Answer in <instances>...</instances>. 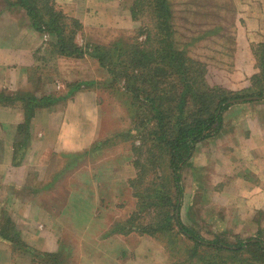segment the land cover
<instances>
[{"label":"rangeland","instance_id":"rangeland-1","mask_svg":"<svg viewBox=\"0 0 264 264\" xmlns=\"http://www.w3.org/2000/svg\"><path fill=\"white\" fill-rule=\"evenodd\" d=\"M37 1L40 7H44L47 2ZM170 1L172 28L167 41L160 44H157L159 38L152 24L149 0H97L94 6H90L86 0H50V4L59 11L57 12L66 17L54 16L57 21L53 22L50 15L48 17L46 13L45 16L40 14L38 27L42 30L35 27L34 29L39 32L37 35L43 39L46 46L43 51H36L35 55L37 72L40 75H34L31 87L37 95L34 97H52L54 101H48V104L45 103L47 106H43L49 107L50 110H57L66 106L69 100L77 99L80 106L76 105L72 117H76L77 121L84 117L79 123H82L81 128L89 130L91 135L85 137L86 146L82 150H85L84 152L52 153L44 174L38 173L36 169L33 171L32 166L24 169V179L19 180L24 185L22 189L26 185L29 186L24 194L29 192L31 197L33 194L36 201L45 204L48 215L51 214L50 225L62 235L56 239L57 250L49 252L30 247L28 240L22 237L21 233L25 225L6 220V210L0 212V216L3 215L0 217V228L6 225L4 231L9 234L8 237L14 238L12 244L15 258L21 259L20 264H264V258L255 250L231 254L218 253L202 247L199 256H193L190 250L192 244L180 233H176L175 225L171 231L168 230L167 236L163 233L158 234L159 237L135 229L144 228V225L151 228L148 224L149 215L144 214L142 217V212L136 214V211L140 202H143L141 206L145 213L154 208L153 204L149 206L153 201L151 189L154 186L160 187L164 191L163 195L167 196V191L169 196L173 197L170 171L167 167L156 168L159 165L157 158L161 159L163 152H167L165 141L161 140L160 136L165 139L175 133L179 124L205 115L211 107L212 99L221 93L222 89L231 92L247 89L251 85L250 81L240 83V80L245 75L258 71L251 46L264 42V0ZM7 2L16 4L17 0ZM87 8L90 13L84 11ZM19 22L23 24L24 16ZM27 24L28 27L32 26L31 20ZM52 27L55 31L48 29ZM59 36L68 43V51L75 45L81 53L75 54L76 57L61 54L56 44ZM233 37L236 47L232 43ZM224 38L228 39L225 44ZM173 50L181 51L182 54L174 53ZM145 54L147 61H144ZM149 55L151 57L148 59ZM60 56L76 59L73 65H77L75 69H80L77 77L66 71L60 73L57 68ZM137 57L142 60L137 62ZM193 60L200 63L197 69L204 66L203 72L197 71L196 76L191 72L193 65L190 61ZM223 70L229 71L234 77H221ZM191 76L196 81H192L189 87L187 83L191 81ZM204 79L209 84L206 86L210 91L202 87ZM77 83H80L77 88L66 95L70 86ZM261 84H264V81ZM181 93L183 96H180ZM20 94L23 93L16 95ZM251 97H255L251 100L254 104L264 102V95ZM231 100L226 101L230 104L227 108L229 111L230 108H249L245 104L242 106V103H246L245 100L233 103ZM151 101L155 103L156 111L153 110L154 104ZM157 111L162 113L163 128L157 125ZM23 114L24 119L16 142V161L19 166L22 165V156L30 138L25 108ZM229 120L230 117L224 118V122ZM93 127L94 133L91 131ZM121 160L128 161L130 168L115 169L114 173L119 177H127V180L119 184L115 175L113 187L115 193L121 187H124L126 192L121 198L114 200H111V196L109 199L103 198L115 205L121 203V206L114 209L113 205L109 206L106 202H103L101 207L91 205L94 198L91 191L93 186L97 185L92 178L91 167L98 175L102 169L96 168L107 164V161L119 164ZM163 164L165 167L166 164ZM104 170L109 174L113 173L110 169ZM103 174L105 175L104 172ZM37 177H40L38 181ZM43 177H46V180ZM191 178V169H181V223L195 229L208 240L219 236L231 243H238L255 234V219L239 221L237 217L240 214L236 213V216L233 210H228V217L221 210V216L224 217L218 219L219 213L213 208L212 201L206 200V206L194 205L196 211H193L192 217L193 206L190 209L187 207L188 201L192 200L189 192ZM152 179L158 184L150 182ZM20 183L18 189L21 187ZM149 186L152 188L147 189ZM86 189H90L88 193ZM208 191L211 195V187ZM161 201L164 207L165 197ZM193 202L190 201V204ZM146 205L149 208H146ZM129 207L136 210H130ZM163 207L160 209L162 214L167 210ZM196 207L201 209L197 210ZM112 211L122 215V219L114 227L123 231L125 237L122 241L125 246L124 251L114 255L115 260H105L106 246L98 247L103 255L91 252L85 246L91 240L78 234L74 236V229H80L82 226L83 229H89L92 226V218L99 215L103 217L107 213V216L111 217ZM5 220L10 222L6 223ZM9 227L12 228L8 230ZM107 237V232L104 231L98 240H104L106 245L114 243L118 246L116 240L109 239V242H106ZM23 243L29 250L22 247ZM114 245L107 251L114 250ZM88 253L96 259L92 262L89 259L86 261L84 257Z\"/></svg>","mask_w":264,"mask_h":264},{"label":"crops","instance_id":"crops-1","mask_svg":"<svg viewBox=\"0 0 264 264\" xmlns=\"http://www.w3.org/2000/svg\"><path fill=\"white\" fill-rule=\"evenodd\" d=\"M86 2L90 6H94L97 0H86ZM84 11L90 13L88 8ZM23 16L22 24L19 20ZM28 19V15L22 7L10 4L7 0H0V93L10 96H15L18 93L36 95L35 91L31 89L34 75L36 73L40 75L37 72L35 55L36 51L44 50L46 43L41 37H38L39 32L33 26L28 27L27 23L30 22ZM74 60L76 59H66L60 56L57 65L60 73L66 71L71 76L77 77L80 69H75L77 65L76 67L73 65ZM242 104L249 108L237 107V112L232 108L230 111L226 109L223 113L221 131L217 135L195 144L189 162L184 166L185 169H191L192 175L191 189H189L192 200L188 201L187 207L190 209L193 206V217V211H196L194 205L206 206L207 201H212L213 208L219 213L218 219L223 216H221V210L226 217H228V210L240 214L237 217L239 221H254L255 219V230L257 231L248 238L259 236L264 241V102ZM76 105L80 106L78 100L74 99L69 100L66 106L57 110H55L56 108L50 110L49 107L43 106L34 110L29 124V142L26 152L22 156V165L19 166L16 161L18 159L16 142L18 126L24 119V103L22 101L0 102V212L6 210L8 212L5 214L6 220H14L25 225L22 227L21 233L22 237L28 240L30 247L34 246L49 252L57 250L56 239L62 235L50 225L49 219L51 220L52 216L48 215L47 209L44 208L45 204L36 201L34 195L32 194L31 197L29 192L24 194L29 186L26 185L25 190L22 189L24 185L19 180L24 179L22 174L32 166L34 167L33 171L36 169L38 173L44 174L52 153H66V151L81 153L85 151H82L86 146L85 137L86 135L89 137L91 133L89 130L81 128L82 123L79 121L84 117L78 121L76 117H72ZM246 109L249 111L244 112L243 110ZM240 113L242 114L240 115ZM225 117H230L229 122H224ZM91 131L94 133V127ZM127 162L121 160L119 164H115L107 161V164L96 168L102 169L98 175L91 167L92 178L97 182L91 191L94 196L91 205L101 207L102 203L106 202L109 206L113 205L114 209L121 206V203L115 205L103 198L109 199L111 196V200H114L121 198L126 192L124 187H121L115 193L113 186L116 180L115 175H117L116 172L114 173L115 169H124V167L129 169ZM131 163L133 164V162ZM22 169L23 171H21ZM104 169H110L113 173L109 174ZM76 174L78 173L76 172ZM94 175H96V179ZM117 177L119 184L127 180V177H119V175ZM39 178L37 177L36 180L38 181ZM43 179L46 180V177ZM19 183L21 187L18 189ZM210 187L211 195L208 191ZM86 190L88 193L90 189ZM18 191H20L19 194H17ZM182 200L175 211L177 219L180 218ZM190 201H194L196 204L194 202L190 204ZM48 202L46 200V203ZM129 208L133 211L136 210V208ZM196 208L197 210L201 209ZM203 212L206 211L203 210ZM112 214L111 217L107 216V213L103 217L99 215L97 218H92V226H97L96 228L91 226L89 229H83L82 226L80 229L78 227L74 229V236L78 234L80 237H88L91 241L85 246L91 252L99 255H103V253L101 249L98 250V247L106 246L108 249L114 245V243L106 245L104 240H98L102 232H107L108 240L106 242H109V239L116 240L118 246L114 245V250H105V260H115L114 255L124 251L125 246L123 244L125 242L122 241L125 237L124 233L111 232L114 223L120 221L122 215L116 214L114 211ZM0 221H2L1 218ZM12 243L0 232V264L21 263L20 258H15ZM90 255L88 253L84 258L86 261L89 259L92 262L96 258Z\"/></svg>","mask_w":264,"mask_h":264},{"label":"trees","instance_id":"trees-1","mask_svg":"<svg viewBox=\"0 0 264 264\" xmlns=\"http://www.w3.org/2000/svg\"><path fill=\"white\" fill-rule=\"evenodd\" d=\"M149 1L151 2V7L149 9L151 10L152 13V18H153L152 24L153 27H155V34L159 38L157 40V44H160L167 41V38L170 35V30H171L170 28H172L171 26H172L173 16H172V10L169 8L170 6L169 2L171 1L170 0H149ZM37 2H38L37 0H17L16 3L25 10L26 14L31 20L32 26L35 27L37 30L40 31L42 30L40 26L38 27L40 14H43L45 16L46 13L48 14V17L50 15V20L53 22L57 21L56 19L57 15L58 17L61 16V18L66 17L63 13H58L59 11L56 10L52 4H50V0H47V2L44 3V7L38 6ZM48 29L50 31H55L54 27ZM222 36L223 34L220 35V37ZM227 40H228L227 38L223 39L224 44ZM232 43L236 47L234 37ZM56 44H58V50L60 51V53L66 56L74 55V57H76L77 55L75 54L81 53V51L75 45H72V50L68 51V43L61 36H59L58 39L56 40ZM161 49L158 48V50ZM251 49L253 50L254 57L256 58L258 64V71L255 73L252 72L250 74H247L240 80L241 81L240 83L250 81L251 85L247 87V89L237 90L235 92H231L230 90L225 88L222 89L221 93L216 94L215 98L212 99L211 107H209L210 110L208 109L205 115L197 116L195 119L193 118L191 121H185L184 123L179 124L176 127L175 133L172 135H168L167 137H165V139L164 137L162 138L160 136V139L165 141L164 145L167 152L166 151L163 152V154L161 155V159L157 158L159 165H157L156 168L166 169L167 167L168 170L170 171L169 172L170 182H171L170 186H172V189L171 188L170 189L173 194V197H170L169 193L166 191L168 187L165 188L166 191L165 194H167L166 196L163 195L164 191L160 187L154 186L152 188L151 186H149L147 187V189L152 188L151 195L153 201H155V202L152 201L149 204V206L153 204L154 208H152V210L147 209L149 211L145 213V211H143L144 210L143 207L141 206L143 202L138 203L139 206L137 205L136 214L142 212L141 215L142 217H144V214L149 215L148 224H150L149 227L151 228H148L146 225H144L143 226L144 228L135 227V229H138L140 231L144 230L143 232L145 234L159 237L158 234L162 235L163 233L164 235L167 236L168 230L171 231L175 225L176 233L178 234L180 233L192 244L190 250L193 256L194 255L199 256L200 248L204 247L210 250L212 249L214 251H217L218 253H231V254H236L238 252L247 251V250L249 251L255 250L257 254H260L261 257L264 258V241L259 236H256L254 238H247L246 240H240L238 243H231L228 240L219 236H216L213 240H208L202 237L200 233H198L195 229L181 223L180 218L178 219L175 218V211L177 207L180 206L179 204L182 199V193H183V187L181 183V169L188 164L195 144L206 138L217 135L221 131L223 127V113L230 106V104H228V102L226 101H228L229 99L245 98V97L247 98V97H251L252 95H257V96L264 95V84H261L264 81V42L252 45ZM173 52L177 54H182L181 51L173 50ZM145 57L143 55V58L145 59L144 61H147V54H145ZM149 57H151V55L148 56V59ZM98 59L101 60L100 55H98ZM139 60H142L141 57L140 58L137 57V62ZM190 62L193 65V70H191L192 75L196 76L197 75L196 72L197 71L200 72L204 66H201L200 69H197L200 63L194 60ZM186 67L187 66H185L184 69H186ZM201 72H203V70ZM221 72H222L221 77H226V78L234 77L233 74L231 75L230 73H228L229 71L223 70ZM193 76L190 77L191 81H188L187 83V86L189 87H191L193 83L192 81H196L193 80L194 79ZM79 84L80 83L70 86V88L66 92V95H69L70 92L74 91ZM206 85L209 84L204 79L202 87L206 90H209V87ZM198 87L200 88V86ZM180 96H183V93H181ZM51 98H47L46 96H43L42 98L38 99L34 97V95L33 96L29 94L26 95V93L20 94L19 96L17 95L10 96L4 93H0V102L13 103L16 101H22L24 103V108L27 113L26 125L30 124V120L32 118L34 110L38 107L47 106L48 101H54ZM262 100H264V98ZM249 101L253 102L251 100H245L244 102H249ZM151 102L152 104H154L152 107L153 110L156 111L157 108L155 106V103L153 101ZM156 113H157V122H158L157 125L160 126L159 128H163L162 113L161 111H157ZM21 125L18 126V130L21 127ZM164 156L167 158H165ZM163 163L166 164L165 167ZM153 179L150 182H154ZM163 197H165L164 203L166 204L164 207H166L167 210L163 211L162 214L160 209H162L163 207L161 201ZM145 207L149 208L148 205H146ZM178 213H179V209H178ZM7 222L10 221H6V223ZM117 223H119V221L115 222L114 226ZM114 226L111 229V231L118 233L123 232L121 229ZM6 227H7L6 225L5 226L3 225L0 228V232H2L5 238L13 242L14 238L8 237L9 234L4 231ZM11 228L9 227L8 230H10ZM22 247L29 250V248L25 245V243H23ZM52 256L53 255H50V257Z\"/></svg>","mask_w":264,"mask_h":264},{"label":"water","instance_id":"water-1","mask_svg":"<svg viewBox=\"0 0 264 264\" xmlns=\"http://www.w3.org/2000/svg\"><path fill=\"white\" fill-rule=\"evenodd\" d=\"M255 97H247L245 99H232L230 102L233 103V102H237V101H241V100H253Z\"/></svg>","mask_w":264,"mask_h":264}]
</instances>
